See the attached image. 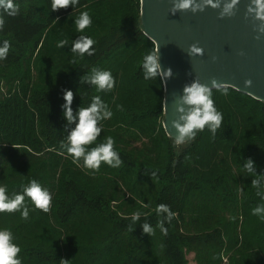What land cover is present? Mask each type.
I'll return each mask as SVG.
<instances>
[{
  "label": "trees",
  "instance_id": "obj_1",
  "mask_svg": "<svg viewBox=\"0 0 264 264\" xmlns=\"http://www.w3.org/2000/svg\"><path fill=\"white\" fill-rule=\"evenodd\" d=\"M15 3L19 15L5 14L0 31V46L11 42L0 60V185L11 195L36 179L53 195L49 213L26 197V221L20 212L0 213L23 264H264V221L251 214L262 201L243 168L251 158L264 175V101L213 88L221 128L174 147L163 126V79L143 76V55L156 45L144 32L140 0H80L76 10L59 11L51 0ZM85 10L93 23L79 33L74 21ZM82 34L96 41L94 55L74 57L72 41ZM93 67L112 72L111 92L80 84ZM65 90L74 93V114L97 95L112 110L96 143L112 136L121 167L102 163L93 172L61 149ZM161 203L177 213L165 223L167 236L156 227ZM137 211L143 215L133 223ZM145 222L154 235L143 232Z\"/></svg>",
  "mask_w": 264,
  "mask_h": 264
},
{
  "label": "clouds",
  "instance_id": "obj_2",
  "mask_svg": "<svg viewBox=\"0 0 264 264\" xmlns=\"http://www.w3.org/2000/svg\"><path fill=\"white\" fill-rule=\"evenodd\" d=\"M240 0H172L173 7L171 13L176 14L180 11H191L193 13L203 12L207 7L221 9L220 18L225 16H234ZM80 6V0H51V10L59 11L73 7L75 10ZM0 31L5 27V14L9 17L19 15V6L15 0H0ZM247 14L262 23L258 30L264 32V0H251L247 8ZM92 17L89 11L85 10L78 14L75 18L74 25L77 32L84 33L86 29L92 26ZM259 39V37H257ZM96 41L89 35H79L72 41L71 52L74 57L83 58L85 55H94V45ZM68 45L67 39H61L57 42L58 48H64ZM11 48V42L4 40L0 46V60H6ZM190 56H203L204 49L197 44H192L189 48ZM75 62V61H74ZM141 67L145 80L161 79L167 80L173 75L172 69L167 71L162 69L160 60V44L158 47L147 51L142 58ZM89 84L94 86L98 92H111L116 85V78L110 70H102L93 67L90 73L80 77V84ZM252 81L246 80L245 86L250 87ZM221 91L227 95V86L219 84L216 80L212 81L209 87L200 81L199 78L194 79L183 88V94L176 101V111L179 113L178 118L172 121V127L177 134L172 137L174 147L179 148L187 141L195 140L198 132L203 131L206 127L215 136L218 129L221 128L224 120L223 113L215 106L213 99V91ZM63 105L64 116L67 120L66 131L67 137L61 143V149L65 150L67 155L72 158V162L78 167L83 161V167L93 172L99 171L102 163L112 168H119L123 164V160L118 150H116V141L112 136H104L103 139L96 143L103 132V121L109 120L113 116L112 110L101 99L99 95L92 98L89 106L81 105L74 114L72 104L74 93L71 90H65ZM118 110H123L122 105H118ZM75 125L69 129V125ZM171 136V133L169 134ZM95 143V146H92ZM244 170L249 176L253 177L251 187L256 189V195L262 203L255 206L251 214L258 216L264 221V175H258L256 172L255 162L249 158L243 164ZM156 172L151 173L152 177L156 176ZM26 197L31 200L35 210L49 213L53 202L51 191L39 183L36 179H32L28 185H25L21 192L8 194L7 185H0V213L20 212L21 219L28 220L30 210L25 203ZM156 214L160 219L157 222L161 233L168 235V228L165 226L167 222L170 224L177 213L171 210L167 204H158ZM140 211L134 212L131 216L133 223L140 220ZM143 232L150 236L154 235L155 229L150 223L145 222L141 225ZM21 246L16 242L13 232L8 228L0 229V264H23L20 253ZM60 264H70L67 259L60 260Z\"/></svg>",
  "mask_w": 264,
  "mask_h": 264
},
{
  "label": "water",
  "instance_id": "obj_3",
  "mask_svg": "<svg viewBox=\"0 0 264 264\" xmlns=\"http://www.w3.org/2000/svg\"><path fill=\"white\" fill-rule=\"evenodd\" d=\"M140 1L144 32L156 47L160 44L162 69L173 72L163 79V126L168 135L177 134L172 127L179 115L176 101L196 78L209 87L216 80L264 101V32L258 30L262 22L247 14L251 0H240L235 15L224 18L222 8L172 14V0ZM192 44L202 47L204 55L190 56ZM249 79L252 85L246 87Z\"/></svg>",
  "mask_w": 264,
  "mask_h": 264
}]
</instances>
